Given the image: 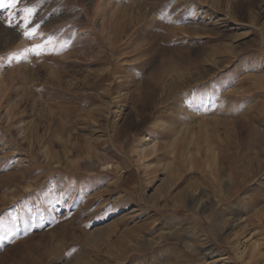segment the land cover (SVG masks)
<instances>
[{
  "label": "rangeland",
  "instance_id": "rangeland-1",
  "mask_svg": "<svg viewBox=\"0 0 264 264\" xmlns=\"http://www.w3.org/2000/svg\"><path fill=\"white\" fill-rule=\"evenodd\" d=\"M0 264H264V0L0 9Z\"/></svg>",
  "mask_w": 264,
  "mask_h": 264
},
{
  "label": "snow or ice",
  "instance_id": "snow-or-ice-1",
  "mask_svg": "<svg viewBox=\"0 0 264 264\" xmlns=\"http://www.w3.org/2000/svg\"><path fill=\"white\" fill-rule=\"evenodd\" d=\"M21 0H0V9L4 8H17V6L20 4ZM20 11L26 13V15L23 17V20L29 21L31 23L30 18L35 14V8L34 7H24L21 8ZM9 27H14V25L11 24V21H8ZM40 25L36 24L35 26L29 28L27 25H25V29L22 30V35L29 39H35L39 38L41 42L34 43L30 47L25 48L23 50L22 55H19L16 57L17 60L20 59H27L28 54L31 53L37 57L41 56L48 50L55 51V42L53 36H45L44 33L39 31ZM63 45H61L62 47Z\"/></svg>",
  "mask_w": 264,
  "mask_h": 264
}]
</instances>
